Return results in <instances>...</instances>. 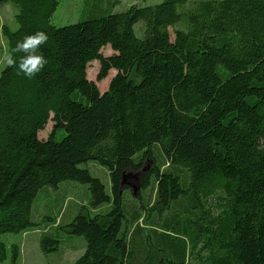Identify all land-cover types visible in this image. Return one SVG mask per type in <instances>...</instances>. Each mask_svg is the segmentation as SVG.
Instances as JSON below:
<instances>
[{
  "label": "trees",
  "instance_id": "1",
  "mask_svg": "<svg viewBox=\"0 0 264 264\" xmlns=\"http://www.w3.org/2000/svg\"><path fill=\"white\" fill-rule=\"evenodd\" d=\"M9 1L17 28H0L8 55L25 35L45 31L49 39L40 46L48 64L35 78L8 64L0 70V261L17 264L20 255L3 234L49 222L32 217L39 189L75 180L88 185L91 210L110 209L82 205L57 227L86 243L72 264H185L132 256L128 222L141 231L145 210L138 202L127 219L133 208L122 191L133 176L140 191L154 189L150 210L178 200L194 208L185 224L162 222L171 227L160 231L169 248V232L189 226L199 264H264V0H162L118 12L98 0L88 16L62 26L51 22L59 0ZM106 45L110 55L101 53ZM93 60L98 81L116 71L104 92L87 78ZM49 120L48 137L38 138ZM87 161L106 168L109 192L79 167ZM39 243L50 253L59 240L43 233Z\"/></svg>",
  "mask_w": 264,
  "mask_h": 264
},
{
  "label": "rangeland",
  "instance_id": "2",
  "mask_svg": "<svg viewBox=\"0 0 264 264\" xmlns=\"http://www.w3.org/2000/svg\"><path fill=\"white\" fill-rule=\"evenodd\" d=\"M112 1H114V6H112L110 9ZM160 1L162 0H104V3L108 5L107 10L118 12L126 9L130 4L133 3L144 6L156 4ZM97 4L98 0H59V4L51 17V22L56 26L75 23L78 20L85 18L88 16V14L92 13L93 10L98 8L99 6H97ZM105 4H103L104 8H106ZM15 12L16 9L9 0L0 1V28L2 25H7L11 29L17 28V23L14 20ZM140 22L142 23V21ZM141 23L135 24L134 27L135 33L138 36H142ZM170 32L172 39V28H170ZM112 52L113 51L109 45H106L101 49V53L103 55H110ZM7 56L6 42L0 35V70L7 64ZM98 71V61L93 60L88 63L86 69L87 78L95 82L100 92H104L116 71L114 69L109 70L107 77L100 81L97 79ZM52 125L53 122L49 120L46 126L42 130L38 131V138L46 139L52 130ZM153 152L156 156L157 164L163 163L165 161V158L158 147L154 146ZM150 164H152V161L150 159H146L144 161V169H147ZM79 167L86 168L92 176L99 178L105 185L106 191H110V179L108 171L105 167L94 161L81 163ZM180 173L182 174L184 172L181 171ZM126 174L127 172L124 173V175ZM134 176L137 178L136 174H134ZM130 178L128 179V184H126L127 189H123L122 191L124 195V203L127 206H132L135 203L134 201H136L141 205L143 204L145 207L143 212L144 218H140L137 221L138 225L142 227L141 231H139V228L134 230V222L130 220L128 222V226H130L131 231L129 235V245L133 250L132 256L141 260V262H143V259L146 256L151 255L153 261L171 258L176 262L182 259L185 261V264H199L197 248L193 249V251L190 249L191 243L189 241V233L191 228L189 226L185 228L182 226L181 229H175L173 232H169L171 235H173L172 239L176 243V246L175 244L172 245V247L175 246L174 248H169L167 245L169 241H166V238L160 236L161 230L166 228L171 229L170 226L162 225L163 221L167 222L171 218L173 221H178L179 223L185 224L187 215L194 217V214L191 213L194 208H182L185 202L178 200L176 202L174 201L171 206L163 212L159 211L158 209L150 210V201H153L154 189L151 187L150 189L147 188L140 191V188L137 186L138 181H136L133 176H130ZM138 194L139 199H136ZM90 198L91 193L88 185L75 180L63 181L57 188H51L48 186L40 188L34 199V209H40V203L49 199L50 209H45L42 211H44L48 217H52V220H55L53 222L54 226H49L43 221V223L39 225L38 229L29 230L26 232V242H28V246L26 248L25 256L21 258V261L17 262V264H72L84 252L86 243L82 236L67 235L63 232H57L56 227L70 222V216L72 215L74 217L75 213L79 211L82 205L87 206L91 213H93L90 208ZM208 203L213 204L214 201L209 199ZM104 205H106V203H104ZM137 205L139 204H136V206ZM98 209L100 212L105 213L110 208L107 207L103 209L100 205ZM141 209L143 210L144 208L141 207L140 210ZM189 209H191L190 212L188 211ZM125 213L127 214V219L131 218V214H134L132 209H126ZM151 226L161 227L162 229L155 231L150 228ZM184 229H186V231H184ZM43 233H46L59 240L57 250L50 253H44L41 251L39 240ZM24 235L25 234L21 232L5 233L1 236V239L6 244L20 243ZM32 239H36L37 241L36 249L31 243ZM82 246L83 249L81 253H79ZM72 258L75 260L73 261ZM132 262L137 264V261ZM0 264H9V261H0Z\"/></svg>",
  "mask_w": 264,
  "mask_h": 264
},
{
  "label": "clouds",
  "instance_id": "3",
  "mask_svg": "<svg viewBox=\"0 0 264 264\" xmlns=\"http://www.w3.org/2000/svg\"><path fill=\"white\" fill-rule=\"evenodd\" d=\"M49 37L45 31H36L32 34L25 35L16 45L11 48L6 62L9 66L17 69L18 75H23L28 79H33L42 72L48 64L47 58L41 54L40 46L48 41ZM16 53H23L16 59Z\"/></svg>",
  "mask_w": 264,
  "mask_h": 264
},
{
  "label": "crops",
  "instance_id": "4",
  "mask_svg": "<svg viewBox=\"0 0 264 264\" xmlns=\"http://www.w3.org/2000/svg\"><path fill=\"white\" fill-rule=\"evenodd\" d=\"M109 187H110V181H109ZM110 189V188H109ZM108 192H109V190H108ZM135 203L131 206L132 208H133V211H134V214L136 213V211H137V208L138 207H136L135 205L136 204H138V202H136V201H134ZM107 207H109L108 205H105V206H102V208L103 209H105V208H107ZM48 210V209H50V205H49V199H47V200H45V201H42L41 203H40V209L39 208H35L34 209V202H33V205H32V207H31V210H32V217L36 220V222H40L42 219H44V218H48V219H50L51 221H49V222H47V224L49 225V226H54L53 225V222L55 221V220H52V217H48L45 213H44V211H42V210ZM92 212L93 213H99L100 211H99V209L97 208L96 210H92ZM76 214V213H75ZM138 216H140V215H138ZM137 216V217H138ZM71 218H69V219H72L73 218V216L71 215L70 216ZM47 224H44V225H47ZM57 228V227H56ZM36 229H38V228H36ZM34 230V229H33ZM27 231H29V230H27ZM27 231H24V232H22V233H24L25 235L23 236V238H22V240H21V242L20 243H16V244H18L19 245V247H20V255H19V259H18V262L19 261H21V258H23L24 256H25V252H26V248H27V246H28V242H26V232ZM31 243L33 244V246L35 247V249H36V247H37V241H36V239H32V241H31ZM84 246V245H83ZM83 246H82V248H80V252L79 253H81V251H82V249H83ZM79 251V250H78ZM77 255V254H76ZM80 255V254H79ZM73 259V258H72ZM75 259H73V261H74Z\"/></svg>",
  "mask_w": 264,
  "mask_h": 264
},
{
  "label": "water",
  "instance_id": "5",
  "mask_svg": "<svg viewBox=\"0 0 264 264\" xmlns=\"http://www.w3.org/2000/svg\"><path fill=\"white\" fill-rule=\"evenodd\" d=\"M138 173H139V172H137V174H138ZM137 174H136V175H137ZM123 183H124V184L127 183L126 180H125V175H124V174L122 175V179H121V184H123ZM137 186L139 187V185H137ZM138 187H136V188H138Z\"/></svg>",
  "mask_w": 264,
  "mask_h": 264
}]
</instances>
